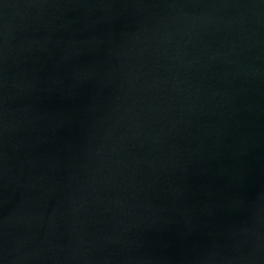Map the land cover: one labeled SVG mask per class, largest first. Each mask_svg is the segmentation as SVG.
Masks as SVG:
<instances>
[{
	"label": "water",
	"instance_id": "95a60500",
	"mask_svg": "<svg viewBox=\"0 0 264 264\" xmlns=\"http://www.w3.org/2000/svg\"><path fill=\"white\" fill-rule=\"evenodd\" d=\"M0 264H264V0H0Z\"/></svg>",
	"mask_w": 264,
	"mask_h": 264
}]
</instances>
